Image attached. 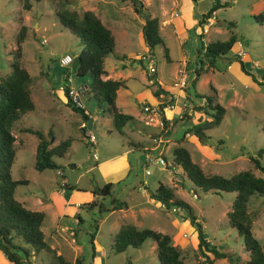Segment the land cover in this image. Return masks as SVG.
Here are the masks:
<instances>
[{"label": "rangeland", "instance_id": "rangeland-1", "mask_svg": "<svg viewBox=\"0 0 264 264\" xmlns=\"http://www.w3.org/2000/svg\"><path fill=\"white\" fill-rule=\"evenodd\" d=\"M139 1L142 14L158 21L162 44L156 45L152 54L141 37L142 14L134 13L128 1L31 0L30 8L24 9L23 0H0V81L9 73L12 55L19 52L20 66L30 77L28 89L34 105V109L25 112L11 129L14 158L10 176L12 180L27 181L15 188L14 198L26 209L43 212L40 228L43 239L66 260L72 257V248H76L82 264H158L156 248L150 239L139 248L126 247L118 254L110 250V239L121 225L129 223L138 229L169 235L172 244L181 252L183 264H205L196 253L195 231L188 223L185 209H166L149 200L148 191L161 183L191 209L209 244L225 254L226 257L213 264H245L248 255L242 251L241 238L228 225L226 217L233 193H204L181 178L179 167L177 174H173L159 164L143 166L142 162L145 154H155L158 149L166 166L172 165L171 150L179 145L206 175L225 177L250 170L255 176H262L252 168L248 158L257 157V152L264 147V22L258 24L252 18L253 14L264 13V0H224L226 4L214 13L215 20H208L201 27L200 41H197L200 31L195 22L187 20H193L191 15L204 14L212 0H174L175 8L170 5L173 0ZM164 2L165 8H162ZM53 7L78 14L89 10L111 31L114 48L111 55L103 58L102 67L108 79L123 84L116 92L114 104L120 113L130 116V120L122 127L121 134L112 128L105 103L89 90L83 91L89 79L76 76L72 64L59 65L64 55L73 58L82 45L55 21ZM174 9L178 18L166 23ZM177 20L183 27L181 33H176ZM20 28L25 31L18 51L16 35ZM230 35L234 36L237 48L232 46L216 58L214 66L203 71L192 85L194 69L206 67L201 46L224 42ZM237 50L242 52L251 75L247 80H240L227 70ZM146 53L151 55L150 63L155 70L151 74L146 70L147 61L136 59ZM182 75L185 86L179 88ZM156 81L171 94L154 97L152 82ZM64 85L80 90L79 100L87 120L68 109L64 97L59 98L62 96L59 87ZM209 86L214 89L215 101L224 109V114L218 126L203 131V137L208 136L209 141L198 148L193 128L208 117L201 112L202 100L194 95L212 96ZM169 104L174 106L169 109L172 113L166 109ZM144 107H148L147 111ZM161 118L167 122V132L158 125ZM25 128L39 130L47 139L48 133H52L49 147L67 138L71 140L62 157L52 158L56 169L38 172L33 168L37 139L22 132ZM88 133L93 135L94 143L88 141ZM159 136L164 137V141L157 146ZM130 143L140 146L141 151L136 152ZM117 156L125 158L126 176L120 177L121 180L116 179L118 176L107 179L113 184L114 197L125 201L127 209L111 213L85 210L83 204L94 199L91 190L106 182L96 165ZM258 160L264 166V153ZM64 185L72 190H66ZM69 198L72 199L70 203ZM38 200L41 204L36 205ZM107 203L106 197L103 204ZM63 207L69 208L61 216ZM247 212L251 218V234L264 251V198L251 197ZM53 229L57 231L56 243L51 237ZM70 231L74 232L72 236L68 235ZM71 238L74 243L70 242ZM17 243L25 246L20 241ZM30 250V264H53L48 251L34 253ZM0 264H11L1 252Z\"/></svg>", "mask_w": 264, "mask_h": 264}, {"label": "trees", "instance_id": "trees-1", "mask_svg": "<svg viewBox=\"0 0 264 264\" xmlns=\"http://www.w3.org/2000/svg\"><path fill=\"white\" fill-rule=\"evenodd\" d=\"M117 1H128L134 13L142 14L140 9L141 2L139 0ZM225 4L223 2L221 5L218 0H212V4L208 10L199 16L196 23V27L200 29V33L196 35L197 41H200L202 37L201 27L207 24L214 11ZM30 6L31 0H23L24 9H29ZM53 10L55 21L59 23L62 29L78 39L82 45L80 51L71 58L70 64H72L76 76L89 79V84H87L83 91L87 93L89 90L94 96H97L105 103L106 113L111 117L112 128L118 134H121L122 127L130 120V116L120 113L114 104L116 91L123 84L117 80L101 79V76L105 75L102 67L103 58L111 55L113 52V36L89 10L82 11L80 14L63 7L59 9L53 7ZM142 17L144 19V23L141 26L142 41L147 51L152 54V49L156 45L162 44L158 34V21L156 18H149L147 14H142ZM252 18L255 22L261 24L264 22V13L253 14ZM229 26H231L230 23ZM24 31V28H20L16 35L18 51ZM235 44L236 40L234 36L230 35L224 42H210L201 46L203 56L206 59V67L205 69L201 67L194 69L192 85L203 71L214 66L216 58L224 55L232 46L234 49L237 48V46H234ZM164 51L166 57L165 48ZM19 59V52L12 55V60L8 63L9 73L0 81V252L11 264H30V248L34 253L40 250L48 251L53 264H82L80 258H76L73 262H70L62 256L56 255L53 250H50L40 230L44 220L43 212L26 209L14 198L15 188L19 185L27 184V181L23 179L12 180L10 176V167L14 158V136L11 129L25 112L34 109L28 89L30 77L20 66ZM234 61L238 63L239 70L251 78L240 56L235 55ZM152 83L155 85V90L153 91L155 97L159 94L167 93L156 82ZM209 87L213 92L212 96L194 95L196 99H202L201 112L208 117V120L199 121V124L193 128V134L201 146L206 145L209 141L208 136L203 137V131L218 126L224 114V109L215 101L214 89L211 86ZM67 89V86L64 85L62 90H60L61 92L58 90L62 95L59 98L63 99L64 97L65 106L75 114H78L81 119L87 120V115L84 114L83 108L75 106L68 98ZM161 122L162 129L164 127L167 130V122L164 118H161ZM23 131L33 135L37 139L33 168L38 172L45 169H56L57 165L52 158L62 157L68 149L71 140L67 138L59 141L55 146L49 147L52 133H48L49 138L47 139L39 130L25 128ZM262 132L264 134V123L262 124ZM130 145L136 152L140 151L138 148L140 146L137 144L130 143ZM262 153H264V147L257 152V157L250 156L248 158L252 168L258 170L262 176H255L250 170H245L224 177L216 174H204L200 167L191 161L188 151L183 146L176 145L171 150L172 166L179 167L181 178L189 181L195 188L204 193L219 194V192H224L234 194L226 217L228 225L241 238L242 251L248 255V260L245 264H264V251L260 243L251 234V218L247 212V205L251 197L264 198V166H261L258 160V157ZM165 169L170 171V167L168 166H165ZM64 187L68 191L72 190V187L66 185ZM90 194L94 199L82 206L87 211L97 210L99 213H109L127 207L125 201L114 197L112 183H105L101 187H95L91 190ZM147 196L166 209H185L188 223L195 231L196 253L203 259L205 264H213L215 260L226 257L224 253L219 252L214 246L209 244L196 216L186 204L175 198L169 188L158 183L153 191H148ZM106 197L108 198V203L104 205L103 201ZM93 227L96 229V225H93ZM92 239L93 235L89 237L90 245L92 244ZM147 239L154 242L158 264H183L181 252L172 244L169 235L150 229H137L131 224L122 225L114 234L109 246L113 253L118 254L123 252L126 247L139 248ZM18 241L25 246L19 245ZM91 251H93L92 246Z\"/></svg>", "mask_w": 264, "mask_h": 264}, {"label": "crops", "instance_id": "crops-1", "mask_svg": "<svg viewBox=\"0 0 264 264\" xmlns=\"http://www.w3.org/2000/svg\"><path fill=\"white\" fill-rule=\"evenodd\" d=\"M196 1H198V0H196ZM196 1H194V2H196ZM218 2H219V4H223V2H224V0H218ZM170 5H172L173 6V8H175L176 6H175V2H174V0L173 1H171V3H170ZM162 6V8H165V2L161 5ZM176 9H174L172 12H170L169 13V18H168V20H166V23H171V22H174V18H178V14H177V12L175 11ZM257 10H259V9H256V11ZM162 12H163V10H162ZM191 13H192V11H191ZM214 13H215V11L212 13V17L209 19V20H211V21H213V20H215L214 19ZM174 14H176V16H174ZM257 14V13H256ZM97 17V16H96ZM191 17H192V19L193 20H190V19H188L187 20V22H190V21H193V22H195V24L197 23V21H198V18H199V16L198 17H196L195 15H191ZM99 19V18H98ZM100 20V19H99ZM170 20H172V21H170ZM101 22V21H100ZM163 22V21H162ZM102 23V22H101ZM144 23V22H143ZM143 23H142V25H143ZM166 23H164V24H166ZM103 24V23H102ZM163 24V23H162ZM104 25V24H103ZM141 25V26H142ZM106 28H107V26L106 25H104ZM174 26H176V27H178V29H177V31L176 30H174V32L176 31V33H181L182 32V26H181V24H180V21L179 20H177V22H176V24L174 25ZM199 31H200V29L198 28V27H196ZM108 29V28H107ZM109 30V29H108ZM110 31V30H109ZM203 31V30H202ZM110 33H111V31H110ZM200 33V32H199ZM112 35V34H111ZM122 35V34H121ZM202 36H203V32H202ZM160 37V36H159ZM241 58V60L243 61V57L241 56L240 57ZM244 62V61H243ZM227 70H229V72L231 73V74H233V75H235L237 78H239L240 80H247L248 78H249V76H247V75H244L240 70H239V65H238V63L237 62H235L234 60L231 62V63H228L227 64ZM101 78H102V80H105V79H108L107 77H106V74L105 75H103V76H101ZM156 83L159 85V87L160 88H162L165 92H168V93H170L169 91H167V90H165L164 89V87L162 86V84L159 82V81H156ZM117 92V91H116ZM171 94V93H170ZM158 96H160V97H162L163 95L162 94H159ZM155 97V96H154ZM174 97V96H173ZM156 98H157V96H156ZM168 98V97H167ZM202 100V99H201ZM174 107V106H173ZM173 107L171 108V109H173ZM175 108H176V110H177V107L175 106ZM166 109L167 110H169V108H167L166 107ZM170 111V110H169ZM171 112V111H170ZM172 113V112H171ZM169 115H171V114H169ZM170 117V116H169ZM211 130V129H210ZM167 132V130H165L164 129V132ZM206 131H209V130H206ZM168 134V133H167ZM163 136H167L166 135V133H163ZM169 136V135H168ZM199 147H204V145L203 146H201L200 144L198 145V148ZM141 151V150H140ZM96 167L99 169V171H100V173L102 174V177H103V179H106V182L105 183H111V181H110V179H107V178H110L111 176H118V177H116V179H118V178H122V177H125L126 175V171L128 170L127 169V165H126V163H125V158H124V156L122 157V156H117V157H113V158H111V159H109V160H105V161H102L100 164H98V165H96ZM118 172V175H115V173H117ZM122 172V173H121ZM121 173V174H120ZM121 178L120 179H118V180H121ZM104 183V184H105ZM71 198H69V203L71 202ZM150 201H152L151 199H149ZM123 201V200H122ZM154 202V201H153ZM38 204H41L40 203V201L38 200V201H36V205H38ZM127 204V203H126ZM65 206H66V202H65ZM75 206L76 207H78V204H75ZM69 208V207H68ZM68 208H65V207H63V209L61 210V213H60V215L61 216H64L65 214H66V212H67V209ZM125 209H127V207L125 208ZM122 210V209H121ZM118 211H120V210H118ZM113 212V211H112ZM109 213H111V212H109ZM125 224H129V223H125ZM124 225V224H123ZM132 226H134L133 224H131ZM122 226V225H121ZM120 226V227H121ZM119 227V228H120ZM135 227V226H134ZM118 228V229H119ZM136 228V227H135ZM138 229V228H137ZM61 231H63V229H61ZM118 231V230H117ZM116 231V232H117ZM56 230H52L51 231V237H54L55 239H54V242L56 243L57 242V239H56ZM70 233H73L74 234V232L73 231H70L69 233H68V235L70 234ZM114 236V235H113ZM113 238V237H112ZM112 238L110 239V243H111V241H112ZM74 243V242H73ZM110 243H109V245H110ZM48 248L50 249V250H53L54 252H55V254L56 255H60V256H62L56 249H55V247H53L52 245H50V247L48 246ZM72 251H73V253H72V257L69 259V260H67V261H70V262H73L76 258H80V256H79V250L78 249H76V248H72ZM2 254V253H1ZM63 257V256H62ZM64 258V257H63ZM65 259V258H64ZM81 260H82V258H80ZM66 260V259H65Z\"/></svg>", "mask_w": 264, "mask_h": 264}, {"label": "built area", "instance_id": "built-area-1", "mask_svg": "<svg viewBox=\"0 0 264 264\" xmlns=\"http://www.w3.org/2000/svg\"><path fill=\"white\" fill-rule=\"evenodd\" d=\"M174 16H176V14H174ZM242 52H240V50H237V55L238 56H242L241 55ZM137 60L139 61H147V67H146V70L148 71L149 74L151 73H154V68L152 66V63L151 62V55L149 53H146L144 54L143 56H137L136 57ZM71 63V57L68 56V55H64L60 60H59V65L62 66V67H66L68 66L69 64ZM184 75H182L180 81L178 82V87L179 88H184L185 86V82H184ZM59 90H62V87H59ZM79 95H80V90H76L72 87H69L67 89V96L68 98L70 99V101L77 107H82L81 106V103H80V100H79ZM173 107L172 104H169L168 105V108L171 109ZM148 107H144V110L147 111ZM158 122V125L162 128V122L161 121H157ZM88 141L90 143H94V137L92 134L88 133ZM164 141V137H158L157 138V146H160L162 144V142ZM94 157V155H93ZM148 163H154V164H159L161 166L164 167L165 169V166H166V162L165 160L161 157L160 155V150L158 149H155V154H145V157L143 159V162H142V165L143 166H146ZM168 167H170V171L169 172H172L173 174H177L176 172V168L175 166H172L171 164L168 165ZM144 173L145 175L148 174V171L145 169L144 170ZM176 181H178V179H176ZM192 197L195 198V195L192 193ZM174 210V209H173ZM73 233H70L69 236H72ZM71 243L74 242V240L71 238Z\"/></svg>", "mask_w": 264, "mask_h": 264}]
</instances>
